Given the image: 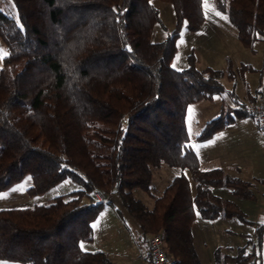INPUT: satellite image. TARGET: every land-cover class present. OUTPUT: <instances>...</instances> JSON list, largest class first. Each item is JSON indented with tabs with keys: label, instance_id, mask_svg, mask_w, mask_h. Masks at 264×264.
<instances>
[{
	"label": "trees",
	"instance_id": "16d2710c",
	"mask_svg": "<svg viewBox=\"0 0 264 264\" xmlns=\"http://www.w3.org/2000/svg\"><path fill=\"white\" fill-rule=\"evenodd\" d=\"M161 1L173 5L176 27L160 42L152 40L160 21L152 0H11L15 13L0 9V41L9 53L0 67V192L27 175L30 195L67 177L83 186L47 204L0 209V259L119 264L81 247L94 239L93 222L105 206L96 193L118 195L147 243L162 235L172 264H200L196 210L207 219L249 221L213 188L251 198L252 183L222 168L202 170L186 123L188 106L226 92L223 77L235 80L237 72L231 60L226 71L199 69L193 58L174 68L182 27L197 31L206 20L204 0ZM215 2L244 47L264 41V0ZM227 108L229 117L208 121L199 140L250 114L245 104L233 115L225 104L222 112ZM162 164L187 169L195 189L182 172L154 195V171ZM138 189L152 197V207ZM216 258L222 264L221 248ZM228 259L246 260L243 254Z\"/></svg>",
	"mask_w": 264,
	"mask_h": 264
},
{
	"label": "rangeland",
	"instance_id": "374dc122",
	"mask_svg": "<svg viewBox=\"0 0 264 264\" xmlns=\"http://www.w3.org/2000/svg\"><path fill=\"white\" fill-rule=\"evenodd\" d=\"M152 2L159 10L160 15V21L153 28L152 40L155 42L164 41L176 27V13L171 3L161 0H152ZM0 9L7 11L10 15L15 13L11 0H0ZM204 10L208 18L204 29L190 31L185 26L182 27L177 39V52L172 66L178 70L184 69L188 67L190 58H193L199 69L211 67L226 71L229 60H231L237 77L235 80H230L226 73L222 79L227 89L226 92L215 95L211 100H202L188 106L186 123L190 140L195 139V134L204 127L208 120L219 116H223L225 119L229 117L228 108L224 113L221 110L223 104L227 107L234 106L228 90L235 91L236 88H242L244 79L252 87H256L262 72H264V41L257 43L253 49L244 47L239 40L237 28L229 20L227 14L217 6L215 0H204ZM0 48L7 50L6 45L1 41ZM2 66L3 59L0 60V67ZM244 66H247V69L242 68ZM182 172L190 176L187 169L182 170L168 164H162L156 168L152 193L154 195L162 194L173 177ZM31 185L32 178L27 175L20 182L0 192V209L47 204L56 196L83 188L82 184L70 177L38 195L28 193L27 190ZM213 192L221 194L225 191L223 188L214 187ZM135 193L149 207H152L153 199L148 193L139 189ZM254 193L255 197L253 198L238 199L234 196L229 198L239 202L238 205L246 213L248 222L222 216L207 219L201 217L196 210L193 235L200 264H219L216 258L218 248H221L222 264H264V185L260 184L258 188L254 189ZM117 207L122 208V215L112 213L115 212L113 209ZM104 208L99 221L94 225V239L91 242L82 243L84 246L82 249L106 251L119 264H143L142 253L147 250V245L141 236L135 218L123 209L118 195L111 196V204H106ZM132 226L137 232L134 237L128 233ZM262 226L263 229H261ZM242 254L246 258L245 261L234 259L224 261L226 256L235 257ZM0 264L32 263L0 259Z\"/></svg>",
	"mask_w": 264,
	"mask_h": 264
},
{
	"label": "crops",
	"instance_id": "0c3cea01",
	"mask_svg": "<svg viewBox=\"0 0 264 264\" xmlns=\"http://www.w3.org/2000/svg\"><path fill=\"white\" fill-rule=\"evenodd\" d=\"M207 23H208V18L206 16V20L202 25V28H200L199 30L204 29ZM245 69L247 68L245 67ZM242 74H243V70H242ZM261 80L262 78L260 77L258 81L259 84L256 87H252V85H250L249 82L246 79H244L242 88L235 87L236 88L235 91L228 90V93L231 98V102L234 103V106L229 105L227 103L230 107V111H231L230 115L234 114L235 112L234 108L236 109L240 106H243L244 104L247 106V109L251 107V105L257 99L258 91L261 85ZM224 102L226 103V100ZM202 129L203 128H201V130L195 134L194 140L193 139L190 140V145L198 155L200 168L202 170L222 168L227 174L231 176L238 177L242 180L251 182L253 193H254V189L258 188L260 184L264 185V136L261 133L256 122L250 116V114L242 113L240 117H235V119L228 122L222 130L216 132L212 137L204 141L198 139V135L200 134ZM221 134L223 135L221 136ZM189 177L191 180V188L192 190H194L195 182L191 177V175ZM219 188H223V191L225 192L217 195L227 199H229L230 196L231 197L234 196L230 188H226V187H219ZM253 197H255V193ZM236 198L246 199L239 197ZM107 200H108L107 202H104L105 206L108 203L111 204V196L107 197ZM232 201H234L237 204L239 203L237 202V200H232ZM121 209L122 208L120 207L114 208L113 210L115 212L112 213L118 214V210L122 213ZM104 210L105 208L102 209L101 213H99L98 217L93 222L94 237H95L94 225L99 221L101 214L103 213ZM261 229H263V226L261 227ZM128 233L132 237H134V235L137 234L133 226L131 229L129 228ZM146 245H147V250L145 251V253H142V259L144 260L143 264H151V259L148 253L147 242Z\"/></svg>",
	"mask_w": 264,
	"mask_h": 264
},
{
	"label": "built area",
	"instance_id": "2783aa9c",
	"mask_svg": "<svg viewBox=\"0 0 264 264\" xmlns=\"http://www.w3.org/2000/svg\"><path fill=\"white\" fill-rule=\"evenodd\" d=\"M250 116L258 125L261 133L264 136V72L262 74V82L258 91L257 100L251 105ZM96 198L99 201L107 202V197L96 193ZM148 253L151 259V264H172L170 255L165 246V240L162 235H153L148 242Z\"/></svg>",
	"mask_w": 264,
	"mask_h": 264
},
{
	"label": "snow or ice",
	"instance_id": "6c2138e0",
	"mask_svg": "<svg viewBox=\"0 0 264 264\" xmlns=\"http://www.w3.org/2000/svg\"><path fill=\"white\" fill-rule=\"evenodd\" d=\"M226 18V17H225ZM9 53L7 52V50H4L2 48H0V60L4 59ZM175 66V65H174ZM223 134H221L222 136ZM81 247L83 248V244H81Z\"/></svg>",
	"mask_w": 264,
	"mask_h": 264
}]
</instances>
